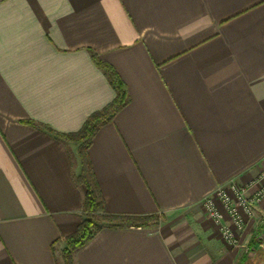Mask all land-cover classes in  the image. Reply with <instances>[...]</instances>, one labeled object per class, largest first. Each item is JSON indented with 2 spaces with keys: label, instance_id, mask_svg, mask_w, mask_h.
Wrapping results in <instances>:
<instances>
[{
  "label": "crops",
  "instance_id": "1",
  "mask_svg": "<svg viewBox=\"0 0 264 264\" xmlns=\"http://www.w3.org/2000/svg\"><path fill=\"white\" fill-rule=\"evenodd\" d=\"M92 53L127 89L87 148L99 213L162 218L103 226L73 264H242L202 201L264 168V0H0V264H62L83 217L77 144L45 126L113 99Z\"/></svg>",
  "mask_w": 264,
  "mask_h": 264
},
{
  "label": "trees",
  "instance_id": "2",
  "mask_svg": "<svg viewBox=\"0 0 264 264\" xmlns=\"http://www.w3.org/2000/svg\"><path fill=\"white\" fill-rule=\"evenodd\" d=\"M91 56L94 64L103 71L115 91L113 99L102 109L90 113L81 127L75 132L60 133L45 126L47 131L54 134L57 138L77 144V155L81 170L76 176V180L85 188L82 203L83 217L76 230L66 235L63 239L64 247L60 251L62 264H73V252L84 245L105 225L146 227L150 224L154 226L158 223L157 214L125 215L102 212L101 219H96V213L103 209V200L95 178L91 173L87 148L99 125L110 121L115 113L126 104L127 89L125 83L111 64L99 58L96 53H92Z\"/></svg>",
  "mask_w": 264,
  "mask_h": 264
},
{
  "label": "built area",
  "instance_id": "3",
  "mask_svg": "<svg viewBox=\"0 0 264 264\" xmlns=\"http://www.w3.org/2000/svg\"><path fill=\"white\" fill-rule=\"evenodd\" d=\"M264 201V168L245 184H239L231 179L224 185H219L215 191L206 196L202 205L206 216L217 226L220 239L232 247H243L238 236L246 221L250 217H257L260 222L258 231L255 232L256 242L259 246L264 235V214L261 216L258 206Z\"/></svg>",
  "mask_w": 264,
  "mask_h": 264
},
{
  "label": "rangeland",
  "instance_id": "4",
  "mask_svg": "<svg viewBox=\"0 0 264 264\" xmlns=\"http://www.w3.org/2000/svg\"><path fill=\"white\" fill-rule=\"evenodd\" d=\"M262 203H264V201H262L260 203V205ZM258 211H259V213H257L258 216L259 215L261 216V214H264V209L260 208V206H258ZM101 216H102V213H99V211H98L96 213V219L100 220ZM157 216H158L157 222L159 223V221L161 220L162 217L159 214H157ZM258 220L259 219L256 216L250 217V219H248L246 221V224L244 225L242 231L245 229L248 222L251 223V226L253 229L252 232L254 231V233H255L256 231H258L259 224H260V222ZM157 224H155V225H157ZM151 226H152V224L149 225V227H151ZM261 236H262L261 238H257V239H258V241L264 242V235H261ZM254 237H255V234L252 235L250 239H252L253 241L256 242V240H255L256 238H254ZM239 248H241V254H242L243 259H244L242 264H264V243H262V245L260 244L259 246L255 247V249H252L250 246L247 245V243H244L243 247H239Z\"/></svg>",
  "mask_w": 264,
  "mask_h": 264
}]
</instances>
